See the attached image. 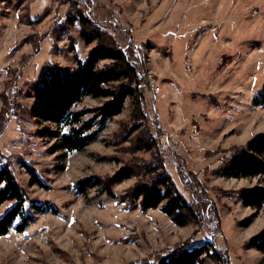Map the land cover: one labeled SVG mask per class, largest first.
Here are the masks:
<instances>
[{
  "label": "rangeland",
  "instance_id": "374dc122",
  "mask_svg": "<svg viewBox=\"0 0 264 264\" xmlns=\"http://www.w3.org/2000/svg\"><path fill=\"white\" fill-rule=\"evenodd\" d=\"M75 1L80 4L0 0V154L29 200L52 207L34 214L23 234L0 237V264H134L169 249L167 259L177 244L192 249L213 237L231 264H264V251L252 246L264 230V207L245 208L238 194L264 189V177L220 173L264 136V0ZM80 12L122 48L132 46L150 84L148 114L162 127L167 169L188 202L201 200L180 168L197 176L208 198L197 227H178L160 210L125 204L88 185L80 190L85 180L127 168L131 156L124 149L133 139L120 138L133 124L130 99L98 142L80 153L54 150L57 127L32 116L39 106L34 87L55 68L75 69L97 45L82 37ZM103 104L87 98L80 109ZM23 164L42 184H32ZM136 183H117L113 191L124 197Z\"/></svg>",
  "mask_w": 264,
  "mask_h": 264
},
{
  "label": "trees",
  "instance_id": "16d2710c",
  "mask_svg": "<svg viewBox=\"0 0 264 264\" xmlns=\"http://www.w3.org/2000/svg\"><path fill=\"white\" fill-rule=\"evenodd\" d=\"M67 1L70 5L80 4L75 0ZM77 22L86 42L89 45L97 42V45L87 59L77 61L75 69L55 68L49 80H42L39 86L34 87L33 95L39 106L32 111V116L57 127L56 132L51 133L57 139L54 150L80 153L98 142L106 122L119 116L126 100L130 99L133 124L127 125L129 129L123 131L120 138L123 141L124 135L126 141L133 139L132 146L124 149L131 156L127 168L114 177L85 180L81 182L80 190L88 185L125 204L139 203L143 209L160 210L178 227H197L206 219L208 198L197 176L180 168L186 187L201 200L188 202L169 173L166 158L161 152L162 127L158 121L155 124L148 114L147 91L150 84L145 83L139 72L141 65L134 61L138 58L134 57L132 46L122 48L108 30L102 33L104 30L95 29L94 22L82 12ZM87 98L104 100V104L96 110L80 109ZM139 129L142 131L134 137ZM138 154L149 155L150 158L140 159ZM179 166L184 167L181 163ZM23 167L33 185L42 184L35 171L24 164ZM220 173L233 179L264 177V136L242 153L240 159L226 162ZM132 178L137 179L136 185L124 197H119L113 191V185ZM238 194L245 208L264 207V189H242ZM6 203L11 206L0 216V237L10 232L23 234L34 222V214H44L52 209L49 203L38 204L29 200L7 158L0 154V208ZM189 245L177 244L167 259L163 257L170 252L169 249L134 264H199L204 261L231 264L229 254L219 248L215 237L192 249ZM252 246L264 251V230L252 241Z\"/></svg>",
  "mask_w": 264,
  "mask_h": 264
},
{
  "label": "built area",
  "instance_id": "2783aa9c",
  "mask_svg": "<svg viewBox=\"0 0 264 264\" xmlns=\"http://www.w3.org/2000/svg\"><path fill=\"white\" fill-rule=\"evenodd\" d=\"M157 90H159V89H157Z\"/></svg>",
  "mask_w": 264,
  "mask_h": 264
}]
</instances>
